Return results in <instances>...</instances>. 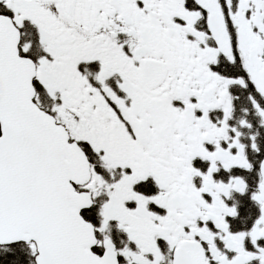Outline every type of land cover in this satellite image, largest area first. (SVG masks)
Here are the masks:
<instances>
[{"label":"snow or ice","instance_id":"snow-or-ice-1","mask_svg":"<svg viewBox=\"0 0 264 264\" xmlns=\"http://www.w3.org/2000/svg\"><path fill=\"white\" fill-rule=\"evenodd\" d=\"M0 264H264V0H0Z\"/></svg>","mask_w":264,"mask_h":264}]
</instances>
